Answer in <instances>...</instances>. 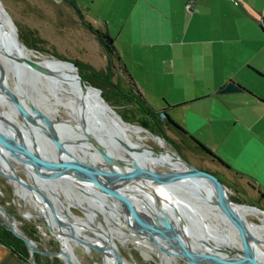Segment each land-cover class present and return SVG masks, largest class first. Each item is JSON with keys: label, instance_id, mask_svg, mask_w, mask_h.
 <instances>
[{"label": "bare ground", "instance_id": "bare-ground-1", "mask_svg": "<svg viewBox=\"0 0 264 264\" xmlns=\"http://www.w3.org/2000/svg\"><path fill=\"white\" fill-rule=\"evenodd\" d=\"M19 48L26 56L47 61L52 65L53 69L59 70L64 75L52 76L43 74L41 72L38 73L37 83L41 88L40 93L42 94V98L45 101L44 103L42 102V104L35 98L34 95H30L27 88H25L27 87L26 82L24 79L19 77L21 71L20 68L23 67L15 62L10 56V52L13 51V48L9 45L6 37L0 34V76H2L1 71L4 72L2 82L0 83L1 123L3 122L1 115H5V119L7 118L6 121L8 122H4L5 124H10L15 131L21 130L24 136H26L30 141L34 140L31 136V133L33 132L40 141H43L42 143L38 141L37 142L48 148H57L53 141L54 130L58 132L59 129H64L66 130V133L63 135L64 138H61V142L70 150L72 149L74 152H79L85 155L86 160H94L93 156L96 153V149L86 139L85 131L89 132L94 138L99 139L100 142L103 141L101 145L104 148L113 152L115 155L129 160L130 163H126V166H133V161L135 160L143 166L160 167L154 163L165 160L167 166L176 165L177 167H174V169L189 168L175 151L166 146L164 140L161 137L154 133H150L142 126L138 125V127L127 121L122 122L121 120L112 118L110 116L109 110L105 109L103 100L95 88H90L94 97L86 100L77 89V87L83 89L82 85L76 79L74 73L68 70V66H66L67 63H65V61L61 60L65 65V70H63L57 60L53 61L52 59L44 57L43 55L33 57V55H36V53L32 49L22 44ZM4 83L7 84L12 90H14L16 86L23 89V93L20 96H25L28 99L30 98V101H32V106L37 108L35 111L30 108L31 102L29 101L27 103L26 106L32 112L33 116L26 118V120L19 112L15 111L11 103V99L9 98L10 96L1 91ZM89 103L94 104L99 111L95 112ZM37 110L40 114L44 113L49 116L52 120V124H49L40 118V114L37 112ZM56 114H59L61 118L69 119L68 122L70 125H62L60 119L57 118L58 115ZM81 118L83 119L84 124L81 123ZM77 133L80 137L75 136ZM139 137L152 138L155 142L163 146L169 155L160 153L158 157L145 156L144 152H150L153 147L147 142L141 140ZM103 143H105V146ZM87 145L90 146L91 149L86 150L88 147ZM19 154V151H7L5 148L0 147V173L4 174L10 179L9 181H11L13 184L15 191L21 195L24 207L22 209V214L25 217H41L43 220L47 221L50 226L59 230L61 227H70L74 229V227L80 225L88 228L90 227L94 231V237L100 244L99 245L97 243L102 251L103 264H135L123 259L121 256L120 260L117 258V254H119L115 244V241L117 240L123 244L126 242H131L133 245L139 248L140 252L146 258H150L151 253L156 254L159 256V264H167L168 262L171 264H178L175 263V261H171V258L160 253V251L163 250V247H167L170 252L173 250L172 253L179 252L181 249L176 247L173 241L170 242L162 238V246L156 243L158 244L157 247L156 245L148 246L143 242V240L140 238V235L142 234L143 237L148 238L147 240H150L148 231L145 228V223L143 222L142 218L136 219V217H134L138 215L136 213L138 211L135 207H133V205L132 208H127L125 203H122L123 200L119 199L118 201L116 200L118 198L115 196L105 193L104 190H107V188L103 186L100 187L99 185L87 184L83 182H70L69 180H60L55 182V180L47 179L42 175H37L35 172L33 174V165L30 159ZM147 155H151V153H147ZM10 160L15 161L13 163H19L21 169L28 173V176L31 178V186L38 185L44 190L45 194H47V197L49 198L40 195V193H38L33 187L27 188L23 186L24 181H21L18 178L20 175L16 172V168L10 162ZM154 184L156 188L153 189V193L159 194L158 192H161L162 194H167L171 200L168 202L164 196H159L156 202L160 204L163 203L166 208L165 210L171 211L173 214H180L183 212L182 216L185 220V223L189 224L196 234V242L202 245V242L199 241L202 240L214 248L210 250L217 251L220 246L216 244L217 246L214 247V245H211L209 241H205V237L217 240H219L220 237H223V239L225 238L224 242L219 240V243L230 245L232 249L239 248L238 235L236 234L232 223L225 215L222 214V212L210 206L206 200L200 198L196 199V195H189L185 192H180L179 194L178 191H173V194H171V192L163 193L162 188L165 189V186L161 185L159 182ZM114 186L120 193H129L125 188L117 186L116 184H114ZM61 195L65 197V199ZM61 197L64 200H70L73 205L81 207L84 210V215L81 216L73 213L70 210H67L66 206L62 203V201L59 200ZM88 197L91 198V200H94V204L88 200ZM26 198L33 200L30 202L31 206H33V208L37 207V210H39L40 213H33L31 210L25 207ZM108 202H111L116 214L118 213V210L116 209V206L118 205L124 207L125 213H118L119 216H112V212H110L108 207ZM37 203L39 206H37ZM193 203L199 205L201 210L199 214L196 213L195 215L193 213V210L195 209ZM235 205L237 212L244 219L247 227L253 235L251 239L252 249L261 259L264 260V210L244 203H236ZM173 206L178 207L179 210L174 209V212ZM186 208L188 211H186ZM183 209L186 212H184ZM93 213H96V215ZM97 213L100 215L101 219L103 218L105 220L104 222L106 223L108 229H104L103 226H105V224L103 221H100V217H97ZM108 214H110L109 217L114 222L107 217ZM250 215L259 216V220L254 221L246 217ZM124 219L133 220L129 222L124 221ZM193 220H195V223L192 224L191 221L193 222ZM203 221L205 223H203ZM115 222H126L130 225V227L117 225ZM135 222L138 223L136 226L139 228V230L132 229V226L135 224ZM171 222L173 221L171 220ZM214 223L217 225H214ZM215 226L217 227V230L215 229ZM49 228L52 230L51 227ZM218 228H220V231ZM214 230L217 232L214 233L216 236L212 233ZM198 233L204 234L205 237L199 235ZM61 238L62 235L59 236V240L61 246L64 249V253L59 254V256L66 260L65 255L68 254L73 264H81L79 261L80 259L75 256L71 248V242H69L66 237L62 240ZM81 239L84 240L83 244L88 245L90 243V241L87 240L89 239L87 237H81ZM189 239L191 238L189 237ZM165 244L169 245L164 246ZM170 244L172 247H170ZM164 251H166V249ZM189 263L194 264L191 261H189ZM231 264L238 263L236 261H232Z\"/></svg>", "mask_w": 264, "mask_h": 264}, {"label": "rangeland", "instance_id": "rangeland-1", "mask_svg": "<svg viewBox=\"0 0 264 264\" xmlns=\"http://www.w3.org/2000/svg\"><path fill=\"white\" fill-rule=\"evenodd\" d=\"M95 1L99 2L100 0ZM233 1L237 3L236 0ZM2 2L17 28L18 35L19 28L21 30L29 28L34 30V33L42 38V40L36 39L35 41H31L34 46L29 47H31L36 53V55H33V57L43 55L44 57H48L53 61L57 60L63 70H65V65L59 58L68 60L77 59L86 61L95 68H105L106 54L102 48V45L96 38V35L91 30L93 28L106 30L104 28L105 22H108L107 31L113 37L116 51L119 53L121 59L126 63L127 69L135 79L138 88L144 95L145 100L154 109L159 108L163 103L161 95L158 92L161 87L165 90H167L166 87H168V91L170 93L168 96L170 99L174 98V95L172 94L174 91L181 93L187 92L192 88L194 74L191 71V66L195 65L194 62H196L199 57L204 56L206 54V50L208 49L206 42L195 39L205 38L207 35L212 34L208 28H210L211 25H216L218 22L215 10H212V15H208L207 12L203 11L194 12L192 14L191 10H173L175 20L174 22L171 21L170 31L167 30L168 34L164 36L166 39L164 41H166V43L153 42L151 43L153 45H151L149 42L144 43L142 48L143 53L140 57L141 61H137L135 55L133 54V49L129 46V35L131 30L128 10H93L92 7L89 9L84 6V0H2ZM253 4L257 5L258 0H253ZM246 5L248 4L246 3ZM238 8L248 20H251L254 23H256L254 18H260V14L255 11L256 9H253L252 12L249 11L247 13L241 8V6ZM236 22L244 25V20L241 18ZM199 30L200 34L198 35ZM162 32L166 33L164 31ZM21 41L24 42L23 40ZM174 49H176V57L181 66V70L178 72H176L173 67L172 51ZM159 50L165 51L167 57H165L164 60H161V58L158 57L157 51ZM154 51L155 53L153 54ZM38 60L41 61V63H43L47 68H53L52 65L47 61L40 59ZM204 68L206 69V67ZM116 76L120 78L123 85L126 87L128 82L126 81L125 75L120 71V64L118 62L116 63L114 73L111 75V77L113 80H115L117 79ZM176 78H178V80L175 81ZM36 84L38 85V83ZM77 89L86 100L94 97L90 88L85 94L83 89L79 87H77ZM39 100L43 103L45 102L44 99L41 100L40 98ZM89 104L93 107L95 112L99 111L94 104ZM119 108H127V112L132 114L133 109H129L131 108L129 105L124 107L121 106ZM177 110H179V108H169L167 111L174 114V112ZM56 115H58L57 118L60 119L62 125H70L68 122L69 119L61 118L59 114ZM129 123H132L135 126L140 124L136 120L129 121ZM148 129L149 128H147V130ZM163 133L162 136L160 134L159 136L164 140L166 146L176 153H179L187 161L200 168L208 169L210 171H213L218 167L216 161L211 160L202 154L197 148H194L186 136H181L175 133L174 130L168 129H164ZM75 136L80 137L78 133L75 134ZM146 138L147 137H141L140 139L151 145L153 149L150 152H144L145 156L158 157L160 153L169 155L167 150L159 143L155 142L152 138ZM88 149L89 147L86 148V150ZM147 153H151V155H147ZM10 162L15 166L16 172L22 177V179L31 185V179L28 176V173L24 172L18 163H13L15 161L10 160ZM154 164L170 169L177 167L176 165L167 166L165 160L155 162ZM236 179L237 181L235 186L229 183L227 185L225 183L229 189V192H232V194L235 195V201L251 204L256 203L264 207V201L259 199L254 186H248L245 180L237 175ZM9 180L10 179L4 174L0 173V204L11 214L14 220L13 224L17 227H15L17 230L25 233L23 226L27 224L33 229L34 235L31 239L34 241L35 245L37 247L46 249H58L60 246L59 236L62 235L61 240L66 237L68 241L71 242V248L75 256L80 259L79 261L81 264H103L102 251L99 248L100 244L94 237V231L90 227L88 228L80 225L74 227V229L70 227H61L59 230L50 226L48 222L43 220L41 217H25L22 214V209L24 208L22 197L15 191L13 184ZM37 192L44 196V190L42 188H40ZM63 198L65 199V197ZM64 199L60 198L59 200L62 201L67 210H71L73 213L81 216L84 215V210L81 207L73 205L68 199H66L68 201ZM88 200L94 204V200H91L89 197ZM116 200L119 201V199ZM121 200H123L122 203H125L127 208H132L131 203L125 199ZM25 201L26 208L31 210L33 213H40V211L37 210V207L33 208V206H31L30 202L33 200L26 198ZM37 206H39L38 203ZM108 207L110 212H112V216H119L118 213H125V209L121 205L116 206V209L118 210L117 214L115 213L111 202H108ZM136 213L138 215L134 217H136V219L141 218L139 213ZM93 214L96 215V213ZM109 216L110 214L107 215L108 218H110ZM97 217H100L98 213ZM246 217L254 221H258L259 219V216L254 215ZM0 218L2 220H7L5 214H3L1 211ZM99 219H101V217ZM131 220L133 219H124V221L129 222ZM100 221L104 222L105 220L102 218ZM45 222L56 234L50 228H48ZM115 223H117V225L130 227V225L126 222ZM104 224V229H108L105 222ZM136 225H138L137 222H135L133 226L131 225L132 229L139 230ZM219 229L220 228H218V230ZM81 237L89 238L87 240L90 241V243L88 245L83 244L84 240L81 239ZM140 238L148 246L156 245L157 247L158 245L155 242L153 243L151 240H147L148 238L143 237L142 234L140 235ZM115 244L120 256L123 259L135 264H159V256L151 253V257L146 258L140 252L139 248H137L131 242H126L123 244L117 240L115 241ZM167 245L169 244H165L164 246ZM170 247H172L171 244ZM165 249L166 251H164ZM171 252H173V250ZM160 253L171 258L170 260L175 261V263L191 264L183 257L175 256L174 253H169V249H167V247H163V250L160 251ZM27 258L31 261L34 260V255L30 252V250ZM41 259H46L49 261V263L65 264L63 257L55 254H46V256L42 257ZM167 264L171 263L168 262Z\"/></svg>", "mask_w": 264, "mask_h": 264}, {"label": "crops", "instance_id": "crops-1", "mask_svg": "<svg viewBox=\"0 0 264 264\" xmlns=\"http://www.w3.org/2000/svg\"><path fill=\"white\" fill-rule=\"evenodd\" d=\"M188 1L84 0V6L93 10H128L129 46L137 61H141L144 43H166L164 36L168 34L167 30L170 31L171 21L175 20L173 10H191L192 14L203 11L208 15H212V10L216 11L218 22L208 28L212 34L195 39L206 42L208 49L191 66L192 88L187 92L174 91V98L170 99L168 87L167 90L161 87L158 92L163 103L157 109L165 108L187 134L224 162L197 148L217 162L218 167L214 170L227 185L235 186L237 175L248 186L264 192V32L260 26V20L264 18V0H258L257 5L253 0H236L237 3L233 0H190V9L185 6ZM238 5L247 13L256 9L260 18H254L256 23L248 20ZM240 18L244 25L236 22ZM107 24L105 22L106 30ZM157 55L161 60L167 57L164 50L157 51ZM172 55L173 67L178 72L181 66L176 49ZM228 80L241 89L219 91ZM169 108L179 110L172 114L167 111ZM0 264H33V261L20 256L0 240Z\"/></svg>", "mask_w": 264, "mask_h": 264}, {"label": "water", "instance_id": "water-1", "mask_svg": "<svg viewBox=\"0 0 264 264\" xmlns=\"http://www.w3.org/2000/svg\"><path fill=\"white\" fill-rule=\"evenodd\" d=\"M0 34L6 37L9 45L13 48V51L10 52V56L23 67H19L21 69L19 77L26 82L27 87L25 88H27L30 95H34L39 102H42L39 100L40 98L43 100L42 94L40 93L41 88L36 85L38 73L41 72L52 76L64 74L59 70L47 68L41 61L26 56L20 50L19 47L21 44L30 49L32 48L20 40L17 28L9 12L4 7L2 0H0ZM63 60L70 62L71 66L76 69L74 76L82 85L83 91H85L84 94L89 88H96L103 100L105 109L109 110L110 116L122 122L126 121L122 118L121 114L107 102L101 93V88L88 82L81 74L77 64L73 60ZM1 75L0 83L4 76L3 71H1ZM240 89L241 87L238 84L228 80L219 88V91H236ZM1 91L10 96L9 98L11 99L13 108L15 111L19 112L23 118L26 119L33 116L32 112L26 106L30 98L28 99L25 96H20L23 93L21 87L16 86L15 89L12 90L4 83ZM30 102V108L33 110L37 109L35 106H32V101ZM39 116L45 122L52 124L51 118L46 114L41 113ZM1 119L3 122H0V147L5 148L7 151H19V155L29 158L33 165V174L35 172L37 175H42L47 179H53L55 182L69 180L70 182H83L107 188V190H104L105 193L115 196L118 199H125L136 208L145 223L149 239L153 243L155 242L162 246V238L170 242L173 241L174 245L181 249L179 252H174L175 256H181L194 264H231L232 261H241L243 264H264V260L252 249L251 239L253 235L236 209V203L245 202L235 201L231 197L225 182L213 171L192 164L179 153H177V155L182 158L189 168L170 169L143 166L135 160L133 161V166H126V163H130L129 160L115 155L113 152L104 148L101 145L103 141L100 142L99 139L94 138L89 132L85 131L86 139L96 149V153L93 156L94 160H86L85 155L74 152L72 149L70 150L61 142V138H64L63 135L66 133L64 129H59L58 132L54 130L53 141L57 148H48L38 143H42L43 141H40L33 132L31 136L35 141H30L24 136L21 130L15 131L10 124H5L4 122L7 121L4 115H1ZM81 123H83L82 118ZM153 133L159 136V134ZM18 178L24 181L20 176H18ZM156 182L165 186V189L162 188L163 193L171 192V194H173L178 191L179 194L180 192H185L189 195L193 194L197 196L196 199H204L210 206L222 212L232 223L238 235L239 248L232 249L230 247L228 249H223L219 247L217 251H212L196 242V234L193 228L185 223L182 216L183 212L173 215V212L165 210L166 208L163 203L160 204L156 202L159 196H164L168 202L171 201L167 194H162L161 192H158L159 194L153 193V189L156 188L154 183ZM114 184L125 188L129 193H120ZM23 186L27 188L33 187L37 191L40 189L38 185L31 186L25 181ZM44 196L47 197V194H44ZM245 204L264 210V208L256 204ZM193 206L197 212H201L198 204L193 203ZM0 211L5 214L7 219L5 221L10 229L23 239L31 253L34 251L55 255L64 253L61 244L58 249L37 247L29 236L15 228L11 214L1 204ZM184 212L186 211L184 210ZM171 220L173 222H171ZM194 221L195 220H193L192 224L195 223ZM189 237L193 241L189 239ZM205 241L208 242L209 240ZM215 246L217 245H214V247ZM169 253L172 252L169 251ZM65 256V264H73L70 256L68 254ZM117 258L120 260L119 254H117Z\"/></svg>", "mask_w": 264, "mask_h": 264}, {"label": "trees", "instance_id": "trees-1", "mask_svg": "<svg viewBox=\"0 0 264 264\" xmlns=\"http://www.w3.org/2000/svg\"><path fill=\"white\" fill-rule=\"evenodd\" d=\"M260 26L264 32L263 17L260 20ZM91 31L96 35V38L102 45V48L106 54L105 68L99 69L95 68L93 65L86 61H81L77 59L72 60L77 64L79 71L88 80V82L101 88V93L104 98L113 108H115L121 114L122 118L129 121L136 120L144 127L149 128L151 131L160 134L161 136L164 129L174 130L175 133L181 136L188 135V138L192 142L193 147L199 148L201 151H204L211 157L217 159L221 163H224L204 144H202L190 134H187V131L166 112L165 108L154 109L150 106V104L145 100L136 83L132 79V76L126 68L124 62L121 61L120 56L116 51L113 42V37L107 30L93 28ZM19 38H21V40H23L28 46H34V44L31 42L32 40H42L40 36L34 33V30L29 28H26L25 30H21L19 28ZM117 62L120 64V71L125 75L126 81L128 82L126 87L123 85L122 81L118 76H116L117 79L115 80H113L111 77V75H113L114 73ZM65 63H67L66 65L68 66V70L75 74L76 69L71 66V63L67 61H65ZM128 105L131 107L129 109H133L132 114L127 112V108H119L121 106L124 107ZM218 177L224 182V180L219 175ZM256 192L258 194L259 199L264 201V192L259 189H257ZM230 195L234 200H236V197L232 194V192H230ZM260 207L264 208L263 206ZM23 230L25 231L27 236L33 238L34 232L31 227L26 224L23 226ZM0 240L12 250L19 253L20 256L24 258L28 257L29 248L26 243L20 236L16 235L10 229L7 222L5 220H2L1 218ZM33 255V264H54L49 263V261H47L46 259H41L42 257H45L46 254L34 251Z\"/></svg>", "mask_w": 264, "mask_h": 264}, {"label": "flooded vegetation", "instance_id": "flooded-vegetation-1", "mask_svg": "<svg viewBox=\"0 0 264 264\" xmlns=\"http://www.w3.org/2000/svg\"><path fill=\"white\" fill-rule=\"evenodd\" d=\"M5 116V115H4ZM6 120H7V118H6ZM127 122H129V121H127ZM139 126H142V125H140V124H138ZM143 127V126H142ZM145 128V127H144ZM146 129V128H145ZM147 131H149L150 133H153L152 131H150L149 129L147 130ZM160 137V136H159ZM102 143V142H101ZM43 145V144H42ZM103 145L105 146V143H103ZM88 146V145H87ZM89 147V149H91V147L90 146H88ZM177 154V153H176ZM17 163V162H16ZM19 164V163H18ZM24 171V170H23ZM213 172L214 173H217V176L219 175L221 178H222V176L216 171V170H213ZM31 179V178H30ZM44 194H45V192H44ZM62 198V197H61ZM245 204V203H244ZM174 209H177V210H179V208L178 207H174L173 206V211L175 212V210ZM71 211V210H70ZM186 211H188L187 210V208H186ZM194 212V214L196 215V213L197 214H199V212H197L195 209L193 210ZM174 215V214H173ZM259 220V219H258ZM191 223H192V221H191ZM203 223H205L204 221H203ZM202 223V224H203ZM214 225H217L216 223H214ZM194 226V225H193ZM215 229L217 230V227L215 226ZM212 233L214 234V233H217L215 230H214V232L212 231ZM199 235H201V236H203V237H205V235L204 234H200V233H198ZM215 236H216V234H214ZM207 240H209V242H210V244L211 245H218V246H220V247H222L223 249H228V248H230L231 246L230 245H226V244H221V243H219V240L220 241H222V242H224V239H223V237H220L219 238V240H217V239H211V238H208V237H205ZM200 242H202L201 244H202V246L204 247V248H207V249H214L213 247H211L210 245H208V244H206L205 242H203L202 240H199ZM218 241V242H217ZM221 244V245H220ZM223 245V246H222ZM212 251H214V250H212ZM238 264H243V262H241V261H236Z\"/></svg>", "mask_w": 264, "mask_h": 264}, {"label": "built area", "instance_id": "built-area-1", "mask_svg": "<svg viewBox=\"0 0 264 264\" xmlns=\"http://www.w3.org/2000/svg\"><path fill=\"white\" fill-rule=\"evenodd\" d=\"M186 8L190 9L191 6V1L189 0L188 2L185 3Z\"/></svg>", "mask_w": 264, "mask_h": 264}]
</instances>
